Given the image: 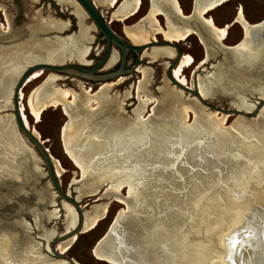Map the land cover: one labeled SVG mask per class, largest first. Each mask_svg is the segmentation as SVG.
<instances>
[{
    "label": "rangeland",
    "instance_id": "obj_1",
    "mask_svg": "<svg viewBox=\"0 0 264 264\" xmlns=\"http://www.w3.org/2000/svg\"><path fill=\"white\" fill-rule=\"evenodd\" d=\"M179 2L185 14H189L192 11L194 0H179ZM149 7L150 0H143L141 10L125 22L111 20V13L114 10V6L99 9L104 15V18L110 22L113 30L119 35L127 37L124 33L125 25L129 26L136 23L148 12ZM241 7L244 8V14L251 23L255 24L264 19V0H230L217 6L206 15V17H212L219 27L231 25L225 35L226 39L224 40V43L226 45H235L243 38V27L238 23H233ZM29 9L30 12H28ZM38 11H40L43 16L51 13L58 19L70 22V29L63 33H59V36L63 37L71 35L72 33L78 31L77 18L75 15L71 13V10L68 8H62V6L58 5L55 0H0V22L2 25L7 24L14 28L13 20L16 18L15 27H20L25 17L31 19L34 13ZM9 19H12V24ZM158 19L164 28L166 21L165 16L163 14H159ZM85 23L89 26H94L92 19L87 16V13ZM94 27L95 28L92 29L94 42L91 44V53L88 56L89 64H87L90 65L92 63L90 66L96 64L103 57L107 47L105 37L96 26ZM51 35L53 36V34H49V36ZM156 38L158 41L164 40V36L161 34H157ZM176 44L177 47L174 45L170 46L176 50L177 54L181 50L182 55L190 54L195 59L193 66L187 68L184 72L189 82L193 84V91H186L184 89L181 91H183V97L186 98L187 101L192 99L197 102L200 107L198 108L196 115L194 111L189 112V118L183 123V127H176L173 123V117L171 116H163L161 118L162 121H158L150 115L154 104L157 103V98H155V100H150L146 111L142 116L143 118L141 119L143 122H153L154 120L151 124L152 127L160 128L162 125H165L166 127L172 129L176 128L177 130L175 131L179 136L187 135L191 138L188 139L187 144H184L182 147H178L174 144L177 139V134L171 136V143L169 144V147L171 146L170 153L160 152L159 156H157V152H155V150H158L157 142L153 141L154 139L152 138V140L149 141L132 144L129 151L112 150L108 152V156L115 155L114 162L107 163L104 161L106 154L96 155V158L92 161L93 163L89 165L85 171H83V169L78 167L77 164H75V162L69 157L65 144L62 140V128L68 121V117L64 114L62 108H48L41 114L39 121H37L27 108L26 114L29 118V125L32 128H36L40 132L42 139L45 141V145L49 148L52 155L61 165L62 170L61 175L59 176V182L62 190L69 196V199L62 198L56 191L55 187L52 186L50 180L49 182L46 181L45 176L38 177L39 180L37 181V184H40L39 186L41 190H44L45 193L50 195L53 200L50 205H47V207L45 206L47 214L56 212L59 216V218L54 222L55 224L53 222H47L44 224L46 221L43 222L44 229H56L57 231L62 232L67 220L66 212H69L70 214L76 213L78 215L81 211L83 214H86L90 213L93 207H97L107 201L111 202L107 217L102 220L101 224L92 231L89 230L86 233L83 232L78 234V239L72 243L73 245L71 244L69 251L65 255H61L59 257L56 255H48L42 246V240L35 243L29 241V245L27 246L21 247L20 244L17 243L18 245L16 249L10 248L11 254L9 255V262L16 261L17 259L20 260V257H23L22 250L30 253L29 255L27 254V259L30 260L34 254L31 251V245L37 244L40 249L39 252L36 253L37 256H39L42 260H50L46 264L59 261L65 262L68 261V257L74 258L80 264H110L109 262L96 259L92 253V248L106 233L115 216L122 208H125L126 205L119 202L116 198L106 197V194L111 192L127 194L128 186H124V180L121 182L123 186L120 187V191H116L120 186L118 184V177L121 178L122 175L124 178L128 171V166L136 164L137 161H141V163H139V168L145 171V177L143 180L145 183L150 182V186L146 190V194L151 195L149 199L146 198L144 203L147 209L145 211L143 209V212H141L139 217L142 218L143 221L145 219H149V222L154 227L162 221L167 220L169 215H176L175 217H177V219H182L180 231L185 232L187 231L185 224L199 223L200 226H203V220H205V218H208V220L211 218L215 219V217L218 216L216 215V210L219 211L221 207H223V205H220L215 211H207L206 206H203L202 210L205 209V212L202 213V211L200 212L201 206L196 208L190 204L192 199L201 198L203 202L202 204H205V202H208L210 199H216L217 201L220 200L219 202H221V204L229 198L234 199L236 203L242 201L240 199H236L234 194L228 189L233 183V180L228 178V173L236 164L245 165L249 168L252 163L249 162V159L243 156V154L238 150H235L233 155L230 154L229 151H225L219 156H216L209 151V146L217 141L215 135L207 130V122H210L211 120L215 121V119H221L220 117L224 115L225 110L230 108L237 109L238 107L248 106L252 108L251 111H243L244 114L242 112L228 114L229 116L227 117L225 124L222 126L219 124L217 125L224 131L233 132V130H236L234 125H237V121L240 120L245 122V125L249 128L259 127L260 125L262 135H264V101L262 100L263 97H260L261 94L259 93V91L262 93L263 88L261 87L264 86V74H261L260 76L258 75V77L254 75L250 76L248 74L247 76L243 75V77L240 78L235 76V72H231V77L225 69L229 68L234 70L235 68L238 70L235 67L237 64L234 63V59H229V62L231 64L233 63V68L230 63H228V66L222 53L212 49H210V53L213 55L208 58L207 54L209 51L198 34H191L185 40H180L176 42ZM165 45L169 44H159L152 47H165ZM260 48L262 49H259V51L264 52V46H261ZM143 51H141V53H143ZM235 54H237L236 59L241 56V54L237 51ZM263 54L264 53H261V55ZM128 56L127 67L132 66L131 64L138 60L137 63H139V66L147 67L152 71V84L151 87L149 84V88L153 91L154 97H159L160 93L158 92V88L164 85H167L171 90H179L178 92H181L176 83H174L167 76L168 66L174 61L177 55L174 58L164 57L161 60H152L149 57L143 56V60L147 61L144 63H140L141 57L139 56L136 58V55L132 51L129 52ZM66 63L77 64L78 62L68 61ZM118 67L119 61L108 71H102L99 73L116 70ZM219 70H222V72ZM218 72L220 83H222L223 86L228 88V90L232 93L229 96L223 94L222 92L219 93L217 88L220 87L218 85L217 87H212L209 82L207 83L208 77L215 79V75L216 73L218 75ZM50 73L55 72L46 69L45 74L41 78L30 83L28 86L23 87L22 90L25 95H28L33 87L42 83L46 76ZM57 74L62 76L58 81V85L71 90L73 89L83 96L95 94L102 85V82L92 81L79 76H72L67 73L57 72ZM233 76L235 77L233 78ZM142 77L143 74L140 71H135V73L127 74L121 78L111 79L108 81L112 82V86L108 91L110 96H115L116 94L124 96L128 91H130V96L126 99L124 104V109L127 112L126 115H128L126 118L128 119H133V109L138 105L137 86ZM199 79L202 80V85L200 84ZM78 81L85 83L83 87L84 89L78 85ZM232 82L240 83H233L232 85ZM233 87L237 90H232ZM87 88L90 91H88ZM10 102H12V96ZM24 103L26 104V99L24 100ZM5 108L12 107L7 106L6 104V107L3 109ZM3 109H0V114L4 115L7 113H13L11 109L2 111ZM92 109H97L96 104H94ZM201 111L204 113H201ZM4 117L11 118L14 117V115L8 114L6 116H0V118ZM199 127L200 134H194L193 129L196 130ZM93 130H91L89 126L82 129L81 135L79 136V139H77V144L79 146L76 145V148L78 150L80 149L83 151L90 141L98 139V136H96L98 132ZM18 134L20 135L23 143H25L20 132L17 130L15 135L18 136ZM255 139L256 137H251L249 140ZM25 145L28 149L33 147L28 140H26ZM131 155H133V157ZM136 157H140L141 160ZM38 163L40 170L43 173H47V168L42 160L40 162L39 159ZM16 164L21 168L23 167V165L20 166L18 162H16ZM255 165L256 166L254 167L264 169L263 162L256 163ZM12 166H15V164L11 162L6 163V167L11 168ZM25 170L27 171V168H25ZM20 173H22V171ZM18 175L20 178L19 173ZM262 188L264 189V182L261 186H257L255 185V182H252V189L260 192ZM246 199L252 200L253 198L250 194H248ZM36 224L38 225V222ZM137 226L141 230V233L145 234L143 224L139 223ZM152 226L151 228L153 229L154 227ZM165 230L167 232V229ZM37 234L42 237V234H40L39 231H37ZM14 238L15 237L13 235L12 239L14 243L22 239L19 235H16V238ZM26 242L27 241H25V243ZM58 243L59 242L55 244V248L58 246ZM46 248L50 250L48 245ZM59 251L60 250L58 248L57 253ZM165 251L169 254L168 249ZM216 263L217 262L215 261L214 264Z\"/></svg>",
    "mask_w": 264,
    "mask_h": 264
},
{
    "label": "bare ground",
    "instance_id": "obj_2",
    "mask_svg": "<svg viewBox=\"0 0 264 264\" xmlns=\"http://www.w3.org/2000/svg\"><path fill=\"white\" fill-rule=\"evenodd\" d=\"M55 1L62 8L71 10V13L75 15L78 26L77 32L63 37L59 36V33L70 29V22L58 19L51 13L43 16L40 11L35 12L31 17V21L19 29V31H16L15 34H13L14 28L12 26L7 24L2 25L0 22V109L6 107V104L12 107L10 99L13 88L27 68L36 64H63L68 61H76L83 65L89 64L88 56L91 53V44L94 42L92 29L95 27L85 23L86 12L76 0ZM93 1L100 9L114 6L111 20H119L121 22H125L135 16L141 10L143 3V0ZM227 1L230 0H195V12L199 15L200 21L193 27L179 22L172 13L176 10L183 15L185 14L179 0H151L148 12L133 25H125L124 33L136 45L148 44L151 41L157 40V34L163 35L164 40L173 43L185 40L191 34H198L207 49L209 47L207 45L209 40L210 42L211 40L219 41L226 45L224 43L226 39L225 35L231 25L219 27L212 17H206V15ZM161 13L164 14L166 19L164 28L158 19V15ZM9 20L12 24V19ZM233 23L241 25L245 35L243 41L235 45L236 51L241 54L239 56L241 58L237 57L236 59L237 54L234 52L229 54L228 59L233 58L234 63L237 64L235 67L241 70L243 74L246 73L250 76L254 75L258 77L264 71V54L261 55L264 52L259 51V49H262L260 47L264 46V42H255L257 34L253 33L252 29L257 24H253L247 19L243 7H241ZM49 34H53V36H49ZM14 36L15 38L12 39ZM176 55L178 54L172 46L165 45V47L145 49L141 53V58L144 56L152 60H161L164 57L174 58ZM119 56L120 53L114 49L104 69H111L120 59ZM207 56L210 58V53ZM194 62L193 56L184 54L179 64L172 71L174 83L180 88V91L186 86L192 88L193 84L189 82L184 72L187 68L193 66ZM45 70L44 68L34 70L24 87L41 78L45 74ZM138 70L143 74V77L137 86L138 105L133 109V119L126 118L128 115H126L127 112L124 109V104L130 96V91L124 96H119L118 94L110 96L108 91L112 86V82H106L100 86V89L95 94L83 96L73 89L58 85V81L62 76L57 73L47 75L44 81L33 87L28 95H25L21 89L20 110L23 118L29 124V118L26 114L27 108L39 121L41 114L48 108L61 107L64 114L68 117L67 123L62 128V140L69 157L75 164L85 171L93 163L92 161L96 158V155L100 154H106L104 161L107 163L114 162L115 155L108 156V152L112 150L125 151L137 139L146 137V131L136 129V124L143 118L142 116L150 100H155V97L149 94L148 89L152 71L144 66H139ZM199 80L202 85V80ZM84 84L82 81H78L80 87L83 88ZM261 88H263L261 94L264 98V86ZM166 90L164 91L163 99H167V103L164 105V108L162 106L160 112H168V116L173 117V123L179 127L187 121L190 111H194L196 115L200 105L192 99L187 101L183 97V91L178 92V90L174 91L173 94H166ZM88 91L90 90L88 89ZM25 99L26 104L24 103ZM94 104L97 106L96 110L92 109ZM152 112L156 113L154 106ZM201 113L204 112L201 111ZM228 116L224 112V115L220 117L221 119L216 120L214 118L215 124L222 126L225 124ZM236 124L234 125L235 129L240 131L245 138L241 139L237 136V133H234L228 138V144L244 153L247 157L255 159L257 162H263L264 135H262L261 126L249 128L245 125V122L240 120ZM88 126L91 130L94 129L98 132L96 135L98 139L90 141L83 151L78 150L76 148V145H78L77 139H79L82 129ZM199 129L200 127L194 130L193 133H199ZM17 130L14 117L0 118L1 163L3 161L8 163L5 157H3V155H6L4 153L15 155L14 158H16L19 154L25 152V143H23L19 134L18 136L15 135ZM34 130L38 136H41L36 128ZM251 137H256V139L249 140ZM32 154L35 155L34 152ZM55 163L57 175L60 176L61 165L56 159ZM18 170L20 169L15 164L11 168L2 166L1 172L2 174L19 179ZM121 182H119L120 186L116 191H120V187L123 186ZM125 182H127L126 178L124 179V184ZM117 200L127 207V204L121 198ZM110 202L107 201L98 206L94 210V213H88L82 232L86 233L96 227L99 218L108 214ZM126 207L122 208L119 213L126 212ZM259 210L252 207L244 208L239 205L235 210V215L226 224L224 219H221L220 222L218 220H205L203 226H200L199 223L188 224L187 231L185 232L180 231V223L177 219L168 218L154 227L155 230L160 228L157 231L158 234L155 240L158 243L162 241L169 243L175 254L174 264H214L215 261L217 262L216 264H264V208L262 211ZM78 217L79 214L66 212L68 224H66L65 232L77 226ZM52 218L51 216L50 219ZM164 227L167 229V232L162 231ZM76 239L77 235L59 242L57 250L59 248V252L66 254ZM9 241L7 240L6 244L4 242L0 244V254H4V260H0V264H10V253L7 247ZM31 248L34 254L28 262L30 264H39L40 260H42L36 254L40 250L39 245H31ZM94 256L96 259L109 262L110 264H127L125 260L115 258L101 249H95ZM49 261L45 260L43 264ZM74 261L75 264H80L77 260L74 259ZM51 264H67V262L59 261L52 262Z\"/></svg>",
    "mask_w": 264,
    "mask_h": 264
},
{
    "label": "water",
    "instance_id": "obj_3",
    "mask_svg": "<svg viewBox=\"0 0 264 264\" xmlns=\"http://www.w3.org/2000/svg\"><path fill=\"white\" fill-rule=\"evenodd\" d=\"M79 5L84 9V11L87 13V15L92 19L94 26L97 27V29L103 34L107 41V47L105 50V54L103 57L96 63L93 64V66L90 65H83L80 63H63V64H36L34 66H31L27 68L19 78L18 82L15 85L13 94H12V108H5L2 111H6L8 109H11L13 113H7V114H0V116H6L8 114H13L15 123L17 126V129L19 130L21 136L24 139V142L26 144V140L33 146L31 148H26V145L24 146L23 153L19 154L16 158L15 155L7 154L3 155L5 157L6 161L16 164L18 162L23 167H19V169L22 171H19L20 178H13L10 175L2 174V166L6 167V163L3 161V163L0 162V244L4 242L6 244L7 240L9 241L8 251L10 253V248L16 249L17 243L20 244L21 247L29 245V241L35 243L37 241L42 240V246L46 250V253L48 255H56L57 257L61 255H65L61 252L57 253V247L55 248V244L57 242H61L64 240H67L73 236L83 233V228L85 225L86 216L88 213L83 214L81 211L79 212L78 217V224L75 228L72 230H69L67 232H64L67 221L65 222L64 228L62 232L57 231L56 229L46 230L43 227V222L46 224L47 222H55L59 216L57 213H48L46 212L47 205H50V203L53 202L52 197L45 193L44 190H41L40 184H37V181L39 180L38 177L45 176L46 181L49 182V180L52 183V186L55 187L56 191L60 194L62 198L69 199V196L62 190L61 184L59 182V176L57 175V167L55 163V157L50 152L49 148L45 145V141L42 139L41 136H38L35 133L34 128H32L29 124L26 123L25 119L23 118L22 112L20 110V92L21 89L26 84L27 80L29 79L30 74L39 68H44L51 70L55 73H67L72 76H79L85 79H90L92 81L96 82H102L106 83L111 79H118L122 76H125L127 74H132L137 71V68L139 66V63H135L130 67H126L127 61H128V54L130 51H133L138 57H141V51L151 48L154 45L159 44H169L174 45L177 47L176 43L168 42L166 40L163 41H151L148 44H141L136 45L133 44L127 37H123L119 35L117 32L113 30V28L110 25V22L104 18V15L100 11V9L95 5L93 0H76ZM30 12V9L29 11ZM175 16V18L183 23L188 24L190 26L195 27V24L200 21L199 15L195 12V0L193 9L189 14H182L174 10L172 12ZM14 21V29L13 34L16 33V31H19V29L23 28L26 24H28L31 19L26 18L24 19L22 25L20 27H15V21ZM257 26H255L252 31L253 33L257 34L256 41L257 43L264 42V19L256 23ZM245 35V33H244ZM243 35V38H244ZM12 37V36H11ZM15 36L12 38L14 39ZM243 38L238 42L241 43L243 41ZM208 41V40H207ZM237 43V44H238ZM235 44V45H237ZM207 45L209 46V53L210 49L217 51L219 53H222L224 55L226 63L229 62V54H232L236 52V46L235 45H224L219 41H213L210 40L207 42ZM117 50L121 53L120 60H119V68L116 70H112L109 72L99 73L102 71H108L104 69V66L110 59L113 50ZM213 54L210 53V56ZM182 57L181 50L178 52L177 57L174 59V61L168 66L167 76L174 82V77L172 74L173 69L179 64ZM147 62L140 58V63ZM151 63V62H150ZM231 64V63H230ZM233 67V63L231 64ZM229 66V64H228ZM234 68V67H233ZM220 71V70H219ZM225 71L230 74L232 77L231 72H235V76L242 78L243 74L241 70H231L229 68H226ZM222 72V70L220 71ZM264 74V71L262 72ZM222 74V73H221ZM233 74V75H234ZM227 76V75H226ZM233 76V78L235 77ZM228 77V76H227ZM207 81L211 84L212 87L217 85L220 88H217L219 93H223L226 95L232 94L228 88L223 86L222 83H220L219 79V72L218 75L216 73L215 79L208 77ZM234 82L231 84L233 85ZM240 82H236L234 84H237ZM152 84V79L150 81V87ZM235 86V85H234ZM257 89L256 87H254ZM149 89V94L151 96L153 95V91ZM166 90V94H173L174 90H171L167 85L161 86L158 88V92L160 93L159 97L157 98V103L154 104L155 112H151L150 115L153 118H156L158 121H162V117H169L168 112L161 111V108L165 107L164 105L167 103V99H163V95L165 94L164 91ZM186 91H193L192 88L185 87ZM235 90L236 88H232V90ZM237 90V89H236ZM168 91V93H167ZM261 94V91H259ZM262 94L260 95V97ZM259 97V98H260ZM264 101V98H262ZM251 107L245 106V107H238L237 109L230 108L228 110H225V114H235L238 112H249L251 111ZM1 112V111H0ZM154 122V120H153ZM152 121H140L138 124H136V129H141L142 131H146V137L137 139L133 144L142 143L144 141H149L154 139L153 141L157 142L158 150H155L157 152V156H159L160 152H167L170 153V147L169 144L171 143V136L174 134H177L175 129L166 127L165 125H162L160 128L158 127H152L151 124ZM157 122V121H155ZM183 127V123L180 125ZM207 130L214 134L216 137L215 143H213L211 146H209V151H211L216 156H219L222 152L229 151L230 154H234L233 152L237 149H234L232 146H230L228 143V138L232 136V134L237 133V136L241 139L245 136L241 134L238 130L231 131H224L213 120L210 122H207ZM176 127H178L176 125ZM196 127V126H195ZM174 130V131H173ZM195 130V129H193ZM200 134V131H198ZM188 139H191L189 136H179L177 134V139L175 140V143L178 147L184 146V144L188 143ZM132 145V144H131ZM130 145V148H131ZM130 148H128L126 151H129ZM154 149V148H153ZM157 149V148H156ZM32 152L35 153V155L32 154ZM243 156L247 157L244 153H242ZM11 155V156H10ZM239 155V154H238ZM133 157V155H131ZM156 156V155H155ZM137 159L141 160L140 157H136ZM249 162L252 163L251 167L247 168L245 165H235L233 169H230V172L228 173V178L232 179L233 183L231 186H229L230 192H232L236 199H240L242 201H239V203L235 202L234 199H226L224 202H219L220 200L216 199H210L208 202H205V204H202L201 198L192 199L191 203L193 207H200V212L202 211L203 206H206L207 211L212 210L215 211L216 208L220 205H223L221 209L218 211L216 210L218 216L215 217V219H209V220H218L220 222L221 219H224L225 224L229 219H231L235 215V210L241 205L245 207H252L260 209L259 211H262L264 208V189L260 192L252 189V182H255V185L261 186L264 182V169L254 167L256 166V163H262L257 162L255 159L249 158ZM42 160V162L45 164L47 168V173H43L40 170L39 161ZM139 163L137 161L136 164H131L128 166V171L125 175V177L118 178V182L124 180L126 178L127 182H125L124 186H128L127 194H121L120 192H111L107 193L106 197L111 198H121L125 204H127L126 212L124 213H118L115 218L113 219L112 223L110 224L108 230L106 233L97 241L95 246L92 248V253L95 255V249H101L107 254H110L114 256L115 258L125 260L127 264H174L175 262V254L171 249V246L168 242H161L158 243L155 239L158 234V228L155 230V228H151V223L149 222V219H145L143 221L142 218L139 216L141 215V212H143L147 209L145 206V200L146 198L149 199L151 195L146 194V190L150 186V182L145 183L143 178L145 177V171L139 168ZM264 163V161H263ZM79 167V166H78ZM27 168V171L25 170ZM6 169V168H5ZM39 170V171H38ZM119 184V183H118ZM241 184V185H240ZM119 186V185H118ZM250 194L252 196V200L246 199V197ZM216 200V201H215ZM201 201V202H200ZM216 202V203H215ZM219 202V203H218ZM102 205V204H101ZM100 206V205H99ZM98 207V206H97ZM97 207H93L91 213H94V210ZM193 211V210H192ZM191 211V212H192ZM53 217L50 219V217ZM176 215H169L168 218L177 219L175 217ZM106 217V214L99 218V221ZM180 223V228L182 225V219H177ZM205 220H208V218H205ZM203 220V222L205 221ZM26 222V223H25ZM29 222V224H28ZM38 222V225L36 223ZM142 223L143 229H145V234L141 233V230L138 228L137 224ZM55 224V223H54ZM264 224V223H263ZM186 228L188 227V224H185ZM154 227V226H152ZM165 230V227L162 228V231ZM37 231L42 234L38 236ZM166 231V230H165ZM13 235L16 238V235H19L22 237L21 240H17L18 242H13ZM49 239H48V238ZM14 238V239H15ZM32 239V240H31ZM15 240V241H16ZM24 240V241H22ZM22 241V242H21ZM25 241H27L25 243ZM22 243V245H21ZM48 243V244H47ZM47 245L50 246V250L47 247ZM168 249L169 254L166 253L165 250ZM11 254V253H10ZM23 257H20V260L11 261L10 264H30L27 258L30 254L27 251L22 250ZM28 254V255H27ZM25 255V257H24ZM4 254H0V260L3 259ZM7 258V256L5 255ZM49 260V259H48ZM45 260H40L39 264H43ZM52 262V261H51ZM67 264H75L74 258L68 257V261H66ZM35 264V263H34Z\"/></svg>",
    "mask_w": 264,
    "mask_h": 264
},
{
    "label": "flooded vegetation",
    "instance_id": "obj_4",
    "mask_svg": "<svg viewBox=\"0 0 264 264\" xmlns=\"http://www.w3.org/2000/svg\"><path fill=\"white\" fill-rule=\"evenodd\" d=\"M150 1H151V0H150ZM172 9H173V8H172ZM161 14H162V13H161ZM163 15H164V14H163ZM132 52H133V51H132ZM134 54H135V53H134ZM135 55H136V54H135ZM136 58H138L137 55H136ZM118 61H119V60H118ZM137 62H138V60H137L136 62H134V63H137ZM117 63H118V62H117ZM134 63H133V64H134ZM133 64H131V65H133ZM115 65H116V64H115ZM115 65H114V66H115ZM126 67H127V65H126ZM111 68H112V67H111ZM118 68H119V67H118ZM173 70H174V69H173ZM138 71H139V70H138ZM106 217H107V215H106ZM106 217H105V218H106ZM105 218H103V219H105ZM103 219H102V220H103ZM102 220H100V221H102ZM100 221H99V222H100ZM99 222H98V223H99ZM97 225H98V224H97ZM97 225H96V226H97ZM93 229H94V228H93Z\"/></svg>",
    "mask_w": 264,
    "mask_h": 264
},
{
    "label": "trees",
    "instance_id": "obj_5",
    "mask_svg": "<svg viewBox=\"0 0 264 264\" xmlns=\"http://www.w3.org/2000/svg\"><path fill=\"white\" fill-rule=\"evenodd\" d=\"M227 2H228V1H227ZM101 222H102V221H100V222L98 223V225H97L94 229H96V228L101 224ZM92 230H93V229H92ZM92 230H91V231H92Z\"/></svg>",
    "mask_w": 264,
    "mask_h": 264
}]
</instances>
